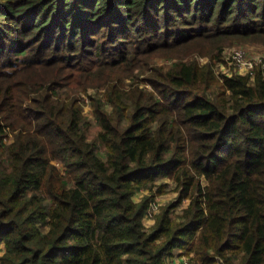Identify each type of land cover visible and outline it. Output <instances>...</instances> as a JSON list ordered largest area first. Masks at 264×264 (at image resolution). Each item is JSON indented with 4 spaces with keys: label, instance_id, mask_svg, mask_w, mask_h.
<instances>
[{
    "label": "trees",
    "instance_id": "1",
    "mask_svg": "<svg viewBox=\"0 0 264 264\" xmlns=\"http://www.w3.org/2000/svg\"><path fill=\"white\" fill-rule=\"evenodd\" d=\"M229 42L264 0H0V264H264V73L183 61Z\"/></svg>",
    "mask_w": 264,
    "mask_h": 264
},
{
    "label": "rangeland",
    "instance_id": "2",
    "mask_svg": "<svg viewBox=\"0 0 264 264\" xmlns=\"http://www.w3.org/2000/svg\"><path fill=\"white\" fill-rule=\"evenodd\" d=\"M245 54L242 57H238L237 54ZM247 57L252 58H264V44H256V43H240V42H229L225 45L221 52H215L212 55L203 56V55H193L184 57L183 61L186 63H197L199 66H205L207 64H211L214 72L217 75V78L223 80V76H225L229 71L238 70L242 63L246 60ZM176 60H169V59H162L159 57L152 58L151 62L148 66H143L142 69L137 70L133 75L132 78L125 80V85L135 84L139 86L141 89L150 90L152 91V87L150 84L147 83L146 79L149 75V70L152 67H160L171 65ZM230 64V65H229ZM255 76L260 68L259 64L255 65ZM263 70V69H262ZM261 70V71H262ZM264 71V70H263ZM105 94L104 89H92L89 88L85 94H82V106H83V113L84 116L87 118L90 124V138L93 139L96 137L98 132L100 131V127L97 123L95 118L94 110H93V103L91 96H101ZM59 168L62 167L61 164L58 165ZM167 184L168 188L166 193L162 196H158L156 199V205L149 210L147 218L145 219V226L148 229H151L155 224V218L159 214L161 207L172 204L177 201L178 194L174 192L175 184L169 180H162L159 184ZM148 194L147 192L141 193L135 197L136 201H139L142 195ZM190 203V200L184 201L183 204L174 212V217L180 215L182 210L186 208ZM47 232L48 229L45 228L43 230ZM4 252V247L0 246V256ZM178 251H175L174 254H178ZM186 256V255H185ZM192 261L190 260V263Z\"/></svg>",
    "mask_w": 264,
    "mask_h": 264
},
{
    "label": "built area",
    "instance_id": "3",
    "mask_svg": "<svg viewBox=\"0 0 264 264\" xmlns=\"http://www.w3.org/2000/svg\"><path fill=\"white\" fill-rule=\"evenodd\" d=\"M244 55H245L244 53L237 54L238 57H242ZM257 64H259L260 68L264 70V58L247 57L246 60L242 63V66H240L238 70L234 69V71H229V73H227L225 76L232 77L233 75H240L244 77H249L251 80H254L256 73L254 66ZM263 70L262 72L264 73ZM181 254L182 252H179L178 254H174L171 258L168 259V264H192V262L190 263L191 257Z\"/></svg>",
    "mask_w": 264,
    "mask_h": 264
}]
</instances>
